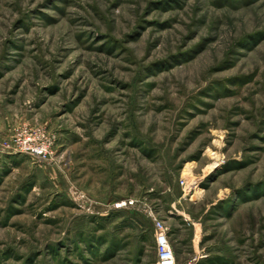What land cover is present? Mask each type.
<instances>
[{"label":"rangeland","instance_id":"obj_1","mask_svg":"<svg viewBox=\"0 0 264 264\" xmlns=\"http://www.w3.org/2000/svg\"><path fill=\"white\" fill-rule=\"evenodd\" d=\"M155 219L264 264V0H0V264H156Z\"/></svg>","mask_w":264,"mask_h":264},{"label":"built area","instance_id":"obj_2","mask_svg":"<svg viewBox=\"0 0 264 264\" xmlns=\"http://www.w3.org/2000/svg\"><path fill=\"white\" fill-rule=\"evenodd\" d=\"M55 138L42 128H34L31 126H20L15 130L10 148L30 155L41 162H48L54 156ZM181 186L185 193H191L193 185L186 179L181 180ZM132 205L133 202H123L119 207ZM156 224V243H157V263L156 264H180L177 260L175 251L173 250L168 229L162 221L155 219ZM202 257H196L185 264H198Z\"/></svg>","mask_w":264,"mask_h":264},{"label":"bare ground","instance_id":"obj_3","mask_svg":"<svg viewBox=\"0 0 264 264\" xmlns=\"http://www.w3.org/2000/svg\"><path fill=\"white\" fill-rule=\"evenodd\" d=\"M212 156H214V158L217 160L218 159V157H216V155L215 154H212ZM190 166H187V168H189ZM191 183V182H190ZM193 185V184H192ZM196 190V189H195ZM196 191H198V190H196ZM196 193V192H195ZM197 195H199L200 194V190L196 193Z\"/></svg>","mask_w":264,"mask_h":264},{"label":"crops","instance_id":"obj_4","mask_svg":"<svg viewBox=\"0 0 264 264\" xmlns=\"http://www.w3.org/2000/svg\"><path fill=\"white\" fill-rule=\"evenodd\" d=\"M178 260V259H177ZM188 261H185V263H187ZM184 262L182 264H185Z\"/></svg>","mask_w":264,"mask_h":264}]
</instances>
